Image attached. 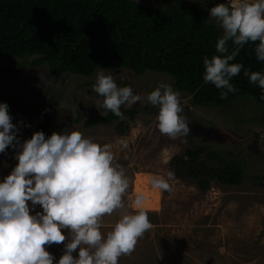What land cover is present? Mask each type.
<instances>
[{"label":"rangeland","instance_id":"rangeland-1","mask_svg":"<svg viewBox=\"0 0 264 264\" xmlns=\"http://www.w3.org/2000/svg\"><path fill=\"white\" fill-rule=\"evenodd\" d=\"M136 1L146 6L167 7L176 0ZM198 1L203 10L209 3L231 2ZM204 13L210 16L209 10ZM22 61L0 56V102L9 105L14 124L19 126L23 121L30 125L21 127L20 139L33 135L38 114L49 113L54 120L63 121L69 130H79L100 144H113L115 162L126 170L129 181L123 200L130 212L136 211L129 204L133 191L155 196L148 202L157 199L153 206L142 205L152 228L138 240L130 255L120 257L119 264H264V179L263 186H255L251 179L256 175L264 177L263 104L242 96L222 110L194 106L189 95L181 94L182 115L189 123L190 132L187 137L172 140L159 132L156 122L159 109L147 101L146 95L159 82L173 86L174 79L166 73L152 71L136 75L127 68L107 70L106 74L112 73L119 87L131 86L134 94L144 97L131 106L139 110L129 121V131L119 135L114 124L83 126L85 119L109 111L96 107L103 99L92 91L97 72L91 76L51 75L45 64L16 70ZM117 138H124L127 147L116 144ZM197 145L222 149L229 157L242 160L246 171L243 182L235 186L212 184L205 192L195 183L176 177L169 181L171 192L152 186V179L166 177L172 156ZM13 155L2 158L0 181L15 166ZM138 174L147 187H136ZM36 210L42 209L38 206ZM118 218V213L102 218L101 231L105 236Z\"/></svg>","mask_w":264,"mask_h":264},{"label":"clouds","instance_id":"clouds-1","mask_svg":"<svg viewBox=\"0 0 264 264\" xmlns=\"http://www.w3.org/2000/svg\"><path fill=\"white\" fill-rule=\"evenodd\" d=\"M207 23L223 30L211 58H203V80L220 91V98L238 91L231 83L244 68L230 63L243 46L259 42L255 54L264 61V0H231L211 7ZM234 45L229 51L228 42ZM244 76L264 92V73L244 69ZM92 91L102 101L96 106L124 119L121 106L131 107L144 99L131 86L119 87L112 73L100 68ZM159 109L157 127L172 140L187 137L189 123L182 115L181 94L166 82H159L146 95ZM9 105L0 102V154L11 147L18 163L0 181V264H119L130 255L137 242L152 228L144 197L134 201L130 212L123 200L129 185L126 170L115 162L113 144H100L79 130L54 131L50 136L36 131L21 140L18 133L25 125L14 124ZM116 144L127 147L124 138ZM166 177L154 178V188L171 192ZM42 210L37 211V207ZM119 214L113 228L102 233V218ZM63 244L57 260L47 248Z\"/></svg>","mask_w":264,"mask_h":264},{"label":"trees","instance_id":"trees-1","mask_svg":"<svg viewBox=\"0 0 264 264\" xmlns=\"http://www.w3.org/2000/svg\"><path fill=\"white\" fill-rule=\"evenodd\" d=\"M215 5L209 3L203 10L198 0H176L167 7L146 6L136 0H0V56L23 59L16 70L45 64L51 75L91 76L100 68H127L136 75L166 73L174 79V89L189 95L194 106L223 110L242 96L264 105V92L243 74L244 69L264 73V61L257 59L254 50L258 41L245 44L230 62L244 66L231 80L237 92L221 99V90L203 80V58L218 55L216 43L223 34L215 22H206L209 16L204 11ZM233 47L229 41V51ZM138 110L137 106L121 109L124 119L111 111L94 115L85 119L83 126L114 124L119 135H125ZM66 128L51 114L40 113L34 132L42 130L50 136ZM13 154L9 147L0 154V162ZM168 169L176 178L195 183L201 192L212 184L235 186L246 177L242 160L207 145L188 146L182 154L172 156ZM251 179L255 186H263V176ZM63 247L52 245L47 250L58 260Z\"/></svg>","mask_w":264,"mask_h":264},{"label":"bare ground","instance_id":"bare-ground-1","mask_svg":"<svg viewBox=\"0 0 264 264\" xmlns=\"http://www.w3.org/2000/svg\"><path fill=\"white\" fill-rule=\"evenodd\" d=\"M147 174V173H146ZM147 176V175H146ZM149 176V175H148ZM147 176V177H148ZM147 177H145L146 179H147ZM137 186H136V183H134L135 184V186L137 187V188H139V189H142L144 186H146L145 184H144V181H143V179H142V176L140 175V174H138L137 175ZM149 179V178H148ZM148 186V185H147ZM146 186V187H147ZM144 191V190H143ZM150 193V192H149ZM152 193V192H151ZM152 197L154 198L155 196H153L152 195ZM157 200V199H156ZM156 200L154 201V203L153 202H143V205H145V207H150V206H153V204H155L156 203ZM153 203V204H152ZM142 207H144V206H142Z\"/></svg>","mask_w":264,"mask_h":264},{"label":"built area","instance_id":"built-area-1","mask_svg":"<svg viewBox=\"0 0 264 264\" xmlns=\"http://www.w3.org/2000/svg\"><path fill=\"white\" fill-rule=\"evenodd\" d=\"M137 196H143L144 197V201L143 202H148V201H150L152 199V195L140 194V193H136V192L133 191L131 193V196L129 197V204L134 205V201H135Z\"/></svg>","mask_w":264,"mask_h":264}]
</instances>
